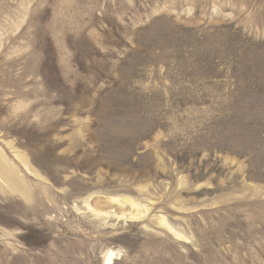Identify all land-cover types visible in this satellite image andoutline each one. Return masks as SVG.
<instances>
[{"label":"rangeland","instance_id":"obj_1","mask_svg":"<svg viewBox=\"0 0 264 264\" xmlns=\"http://www.w3.org/2000/svg\"><path fill=\"white\" fill-rule=\"evenodd\" d=\"M0 264H264V0H0Z\"/></svg>","mask_w":264,"mask_h":264},{"label":"bare ground","instance_id":"obj_2","mask_svg":"<svg viewBox=\"0 0 264 264\" xmlns=\"http://www.w3.org/2000/svg\"><path fill=\"white\" fill-rule=\"evenodd\" d=\"M107 261H108V262H111V260H110V259H108Z\"/></svg>","mask_w":264,"mask_h":264}]
</instances>
